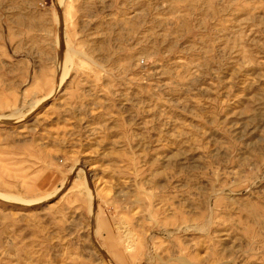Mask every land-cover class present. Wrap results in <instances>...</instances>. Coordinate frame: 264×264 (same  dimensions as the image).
<instances>
[{
	"label": "rangeland",
	"instance_id": "rangeland-1",
	"mask_svg": "<svg viewBox=\"0 0 264 264\" xmlns=\"http://www.w3.org/2000/svg\"><path fill=\"white\" fill-rule=\"evenodd\" d=\"M0 264H264V0H0Z\"/></svg>",
	"mask_w": 264,
	"mask_h": 264
}]
</instances>
